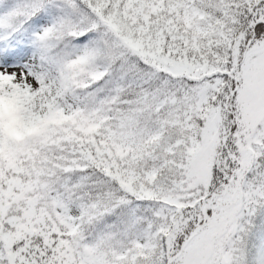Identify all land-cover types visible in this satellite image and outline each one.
I'll return each instance as SVG.
<instances>
[{
    "label": "snow or ice",
    "instance_id": "6c2138e0",
    "mask_svg": "<svg viewBox=\"0 0 264 264\" xmlns=\"http://www.w3.org/2000/svg\"><path fill=\"white\" fill-rule=\"evenodd\" d=\"M0 264H264V0H0Z\"/></svg>",
    "mask_w": 264,
    "mask_h": 264
}]
</instances>
